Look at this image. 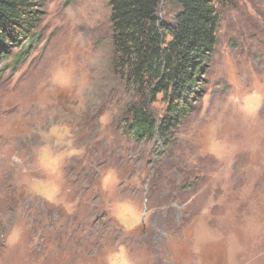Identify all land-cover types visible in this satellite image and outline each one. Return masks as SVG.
Segmentation results:
<instances>
[{
  "label": "rangeland",
  "instance_id": "374dc122",
  "mask_svg": "<svg viewBox=\"0 0 264 264\" xmlns=\"http://www.w3.org/2000/svg\"><path fill=\"white\" fill-rule=\"evenodd\" d=\"M40 3L0 64V264H264V0L220 9L168 147L124 129L109 0Z\"/></svg>",
  "mask_w": 264,
  "mask_h": 264
},
{
  "label": "trees",
  "instance_id": "16d2710c",
  "mask_svg": "<svg viewBox=\"0 0 264 264\" xmlns=\"http://www.w3.org/2000/svg\"><path fill=\"white\" fill-rule=\"evenodd\" d=\"M232 0H109L111 63L138 100L123 117L139 142L170 146L181 121L195 109L213 61L220 9ZM40 0H0V64L36 40ZM162 96L165 109L152 107Z\"/></svg>",
  "mask_w": 264,
  "mask_h": 264
}]
</instances>
